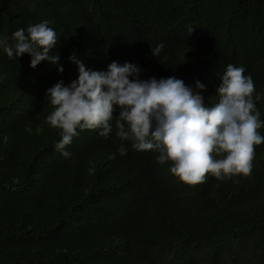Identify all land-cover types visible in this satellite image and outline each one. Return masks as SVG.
Instances as JSON below:
<instances>
[{"label": "trees", "instance_id": "16d2710c", "mask_svg": "<svg viewBox=\"0 0 264 264\" xmlns=\"http://www.w3.org/2000/svg\"><path fill=\"white\" fill-rule=\"evenodd\" d=\"M43 20L62 73L0 49V264H264V143L249 175L189 185L158 153L120 141L114 122L108 138L79 132L69 158L45 122L46 89L78 75L72 55L92 70L129 62L141 79L175 76L194 91L199 80L209 105L224 68L243 66L264 120V0H0V37Z\"/></svg>", "mask_w": 264, "mask_h": 264}, {"label": "clouds", "instance_id": "9594fccd", "mask_svg": "<svg viewBox=\"0 0 264 264\" xmlns=\"http://www.w3.org/2000/svg\"><path fill=\"white\" fill-rule=\"evenodd\" d=\"M56 44L48 20L0 37V49L9 59L28 54L31 68L45 61L62 73L59 55H50ZM162 48L151 47L153 55ZM69 60L77 66V77L67 84L58 81L45 93L53 107L45 122L60 129L54 149L65 158L71 156L66 147L79 132L99 130V136L108 138L114 122L120 141L136 151L158 153L156 162L170 163V174L186 184L203 183L206 174L218 180L250 174L255 146L264 143L258 131L264 120L253 99L254 82L243 66L224 68L218 100L209 105L200 94L205 86L199 80L195 89L200 91H194L175 76L141 79L140 67L129 62L113 61L106 70H92L74 55ZM127 151L121 143L119 154Z\"/></svg>", "mask_w": 264, "mask_h": 264}]
</instances>
